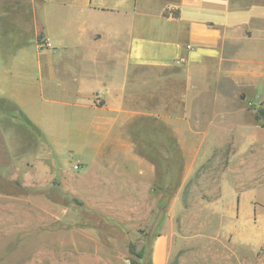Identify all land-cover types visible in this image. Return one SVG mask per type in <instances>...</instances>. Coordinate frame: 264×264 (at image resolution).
Wrapping results in <instances>:
<instances>
[{"label": "crops", "instance_id": "1", "mask_svg": "<svg viewBox=\"0 0 264 264\" xmlns=\"http://www.w3.org/2000/svg\"><path fill=\"white\" fill-rule=\"evenodd\" d=\"M31 1L35 37L0 28V101L12 107L0 108V172L54 193L71 245L96 248L81 263L131 264L128 250L108 251L117 241L95 219L136 231L150 264H185L190 239L156 201L158 162L143 147L152 117L164 122L184 158L178 193L218 152H230L228 167L253 166L263 127L246 117L264 100V0ZM247 193L228 191L214 214L250 222L258 205Z\"/></svg>", "mask_w": 264, "mask_h": 264}, {"label": "rangeland", "instance_id": "2", "mask_svg": "<svg viewBox=\"0 0 264 264\" xmlns=\"http://www.w3.org/2000/svg\"><path fill=\"white\" fill-rule=\"evenodd\" d=\"M35 8L31 0L5 3L0 7L1 30L22 31L25 40L35 37ZM247 93L253 95V91L248 90ZM249 107L246 121L263 127L262 134L260 131L255 133L253 129L254 158L251 168L228 167L230 152H218L219 161L215 159L204 167L194 169L189 183L183 186V193H178L183 175L180 158L177 153L171 152V158L167 160L166 153H158L155 184L160 182L163 186L156 189V201L160 199L161 206L166 204L169 210L172 208L183 235L190 239V246L181 248L180 257L185 264H264V158L260 157L256 148L261 142L264 144V115L262 119L256 115L260 114V108L264 109V100L263 105L253 103ZM0 108L11 110L12 107L0 101ZM167 127L164 122L152 117V130L162 131ZM160 140L162 145L166 144L164 138L160 137ZM230 140L239 141L240 137L232 136ZM152 146L153 142L146 148L152 150ZM160 148L157 147V150ZM76 157L75 152L73 155L68 153L70 165L77 160ZM236 190H247V195L255 196L253 202L258 209L250 217V222L243 220L237 212L231 216H218L213 212L215 201L221 197V207H227L229 201L223 199L225 193ZM178 195L179 198H176ZM54 199L51 190L26 189L19 181H11L0 172V264H85L78 261L79 256L96 254L92 242H82L81 247L71 245L69 232L63 229L66 227L60 225V220L55 223L51 213V201ZM153 210V222H158L163 211L155 206ZM90 223L101 230L103 239L106 235L116 239L118 247H108L111 254L117 250H128L130 262L136 259L129 249L137 236L136 231L104 225L95 219H91ZM124 228L126 231L122 230Z\"/></svg>", "mask_w": 264, "mask_h": 264}, {"label": "trees", "instance_id": "3", "mask_svg": "<svg viewBox=\"0 0 264 264\" xmlns=\"http://www.w3.org/2000/svg\"><path fill=\"white\" fill-rule=\"evenodd\" d=\"M165 14H168L167 11H165ZM178 13L174 12V16H177ZM40 39V38H39ZM40 41V40H39ZM260 114H256L258 119L262 118V114L264 115V109L260 108L259 109ZM160 137L164 138V142H166L165 145H162L160 142H162L160 140ZM152 142L157 143V145L152 146V150L151 149H147L146 146L143 147L144 151L149 154L150 156H152V158H154L158 164H159V160H158V153L160 151L166 153V158L167 160L171 158V152H175L177 153L178 157L180 158V167L182 168V162L184 160L183 158V154L180 150V147L177 143L176 138L170 133L168 128H165L164 130H152ZM162 147V149H158L157 147ZM156 149V150H155ZM159 166V165H158ZM162 184L156 183L155 184V189H162ZM166 205V204H164ZM130 249V253L133 254L135 257L139 258V259H131V264H150L148 261H145L146 259H144V256L146 254V249H141V250H137L136 246L134 245V243H131L129 246Z\"/></svg>", "mask_w": 264, "mask_h": 264}, {"label": "built area", "instance_id": "4", "mask_svg": "<svg viewBox=\"0 0 264 264\" xmlns=\"http://www.w3.org/2000/svg\"><path fill=\"white\" fill-rule=\"evenodd\" d=\"M72 166L74 170H79L82 168V165L79 162H73Z\"/></svg>", "mask_w": 264, "mask_h": 264}]
</instances>
